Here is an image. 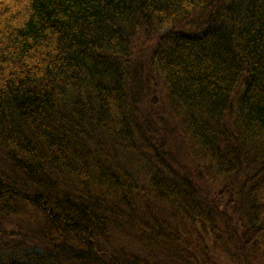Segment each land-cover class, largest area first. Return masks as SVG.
I'll list each match as a JSON object with an SVG mask.
<instances>
[{"label": "trees", "instance_id": "obj_1", "mask_svg": "<svg viewBox=\"0 0 264 264\" xmlns=\"http://www.w3.org/2000/svg\"><path fill=\"white\" fill-rule=\"evenodd\" d=\"M226 262L264 264V0H0V264Z\"/></svg>", "mask_w": 264, "mask_h": 264}, {"label": "rangeland", "instance_id": "obj_2", "mask_svg": "<svg viewBox=\"0 0 264 264\" xmlns=\"http://www.w3.org/2000/svg\"><path fill=\"white\" fill-rule=\"evenodd\" d=\"M21 219L24 221V217H17V218H13V220L16 222V223H18L19 224V222L21 221ZM29 224H24L23 226L24 227H29L28 226ZM223 256V255H222ZM223 259V258H222ZM223 261H224V259H223ZM226 264H228V262H226Z\"/></svg>", "mask_w": 264, "mask_h": 264}]
</instances>
